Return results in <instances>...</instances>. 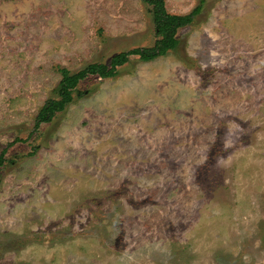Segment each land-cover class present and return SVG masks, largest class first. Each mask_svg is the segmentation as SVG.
<instances>
[{
	"label": "rangeland",
	"instance_id": "374dc122",
	"mask_svg": "<svg viewBox=\"0 0 264 264\" xmlns=\"http://www.w3.org/2000/svg\"><path fill=\"white\" fill-rule=\"evenodd\" d=\"M0 0V264H264V0ZM19 140V141H17Z\"/></svg>",
	"mask_w": 264,
	"mask_h": 264
},
{
	"label": "trees",
	"instance_id": "16d2710c",
	"mask_svg": "<svg viewBox=\"0 0 264 264\" xmlns=\"http://www.w3.org/2000/svg\"><path fill=\"white\" fill-rule=\"evenodd\" d=\"M142 1L150 6L152 10L155 35L157 36L153 46L148 48H136L126 53L114 55L109 65L92 63L76 73H71L67 69H60L61 80L58 84V97L56 99H48L44 103L36 117L34 131L37 130L42 123L50 122L57 112L62 111L66 105L73 101L74 90L79 82L87 76L97 75L103 79L115 77L118 67L124 65L129 56H138L141 61L147 62L157 57L164 56L169 51L175 50L178 45V40L176 38L178 29L190 24L193 20V16L199 11L197 8L188 15L181 16L167 12L164 0ZM4 153L5 150L0 152V173L4 163Z\"/></svg>",
	"mask_w": 264,
	"mask_h": 264
}]
</instances>
